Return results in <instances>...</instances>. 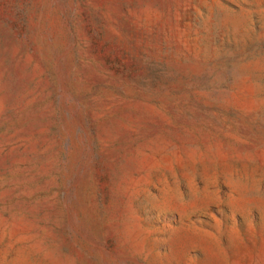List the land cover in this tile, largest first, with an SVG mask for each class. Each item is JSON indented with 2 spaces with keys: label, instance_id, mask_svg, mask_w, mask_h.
Listing matches in <instances>:
<instances>
[{
  "label": "rangeland",
  "instance_id": "rangeland-1",
  "mask_svg": "<svg viewBox=\"0 0 264 264\" xmlns=\"http://www.w3.org/2000/svg\"><path fill=\"white\" fill-rule=\"evenodd\" d=\"M0 264H264V0H0Z\"/></svg>",
  "mask_w": 264,
  "mask_h": 264
}]
</instances>
